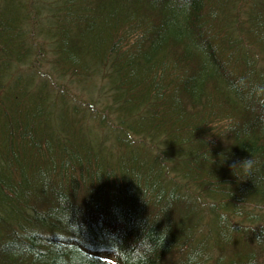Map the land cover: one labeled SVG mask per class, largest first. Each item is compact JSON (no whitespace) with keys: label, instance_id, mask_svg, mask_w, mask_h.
I'll list each match as a JSON object with an SVG mask.
<instances>
[{"label":"trees","instance_id":"trees-1","mask_svg":"<svg viewBox=\"0 0 264 264\" xmlns=\"http://www.w3.org/2000/svg\"><path fill=\"white\" fill-rule=\"evenodd\" d=\"M0 264H264V0H0Z\"/></svg>","mask_w":264,"mask_h":264}]
</instances>
